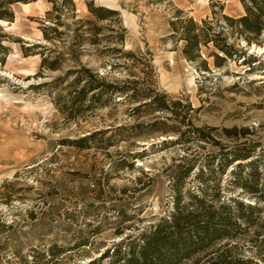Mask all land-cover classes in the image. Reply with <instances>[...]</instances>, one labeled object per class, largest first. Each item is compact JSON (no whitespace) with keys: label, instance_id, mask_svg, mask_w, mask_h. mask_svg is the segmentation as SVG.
Wrapping results in <instances>:
<instances>
[{"label":"rangeland","instance_id":"1","mask_svg":"<svg viewBox=\"0 0 264 264\" xmlns=\"http://www.w3.org/2000/svg\"><path fill=\"white\" fill-rule=\"evenodd\" d=\"M55 1L63 11L53 0H29L11 5L14 21L0 19V263L10 264L17 246L26 253L83 238L97 247L86 256L75 251L70 264L99 257L172 209L173 178L179 166L194 164L184 190L197 191L195 175L203 167L211 194L219 184L226 197L262 207L260 227L227 247L233 256L264 264V200L233 187L231 169L238 161L223 177L219 171L223 154L233 148L251 154L240 160L242 176L251 159L264 172V28L247 46L246 57L255 56L247 57L249 63L226 59L216 66L217 49L203 46L207 71L185 57V41L171 35L170 22L180 10L200 24L211 20L210 32L225 28L240 50L245 37L223 17L243 15L240 0H73L75 7ZM91 1L118 15L97 18ZM75 28L96 34L80 44ZM44 57L55 68L43 67ZM82 66L113 83L115 92L67 116L56 101L65 99ZM157 91L170 105L181 104L164 110L144 104ZM191 127L204 129L209 139ZM92 132L98 134L87 144L72 142ZM208 257L198 256L200 262Z\"/></svg>","mask_w":264,"mask_h":264},{"label":"trees","instance_id":"2","mask_svg":"<svg viewBox=\"0 0 264 264\" xmlns=\"http://www.w3.org/2000/svg\"><path fill=\"white\" fill-rule=\"evenodd\" d=\"M64 1L72 2L75 7L73 0ZM240 1L245 9L243 15L234 17L223 14L228 24L234 26L237 32L245 37L246 45L240 50L235 49L234 41L228 40L225 28L222 27V30L213 34L210 32L213 29L210 25L211 20L202 19L200 24L193 16L185 17L182 10L176 15L175 20H171V35L185 41L183 54L188 60L197 62L198 69L211 70L208 60L202 53V47H210L211 44L217 49L214 52L216 66H220L226 59L243 58L242 61L249 63L250 60L247 57L255 58L251 54L246 57L249 49L247 46L253 41L258 42L255 39H258L257 36L261 35L264 28V4L260 3L261 0ZM16 2H29V0H0V19L14 21L11 5ZM53 3L55 10L63 11L55 0ZM87 5L90 12L99 19H110L118 15L117 10L96 5L93 1L88 2ZM74 30L75 40L80 44L87 39L93 40L91 36L96 34L94 28L85 30L75 28ZM89 30L93 33L87 36L86 33ZM44 35L48 37L45 30ZM47 63L48 59L44 57L42 66L55 68V62ZM114 88L113 83L106 82L91 68L82 66L80 70H77L75 78L67 84L65 99L62 102L57 100L56 104L63 114L72 117L78 112L83 113L92 109L94 101H101L105 94H114ZM91 92L93 93L90 94ZM154 93L150 96L146 95L150 100L144 104L156 103L161 110L169 109L177 103L181 104L175 102L170 105L166 93L159 91ZM188 106L192 109L190 104ZM191 129L199 133V137L209 139L204 129L199 127H191ZM233 131L235 129H227L229 133ZM103 132L105 131L101 133ZM97 134L92 132L72 142L83 146ZM250 156L251 154L245 150L233 148L228 150L219 162L220 175L223 177L227 169L238 161L231 169L234 176L231 184L234 188L239 186L245 191L254 193L257 195V200H264V172L255 166L256 161L253 159L248 161L247 166L251 169L247 175H241L246 166L240 160H246ZM179 167L182 169L177 171L173 178L172 209H168L165 215L156 222L148 224L138 233L129 234L121 241L114 243L112 247L106 248L99 257L77 264H102L105 259H109L108 264H261L255 258L233 256L229 253L230 248L227 247L238 236L244 235L254 227H260L263 213L258 202L249 203L235 197H226L219 184H217L216 194H211L208 186L209 178H205L206 173L203 167L199 168L195 175V179L200 181L197 191L189 188L184 190L183 183L192 176L195 165L186 164ZM257 231H259L258 228ZM121 232V230L118 231V233ZM96 247L94 240L90 238H83L70 246L53 243L43 249L31 247L26 253L17 246L13 258L8 262L10 264H70L71 260H75V251H80L79 256H86ZM204 253H208L210 257L200 262L198 256ZM191 261L193 262L190 263Z\"/></svg>","mask_w":264,"mask_h":264}]
</instances>
